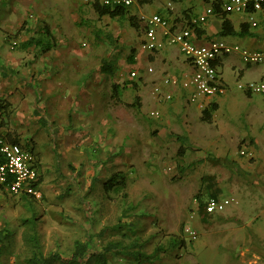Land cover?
<instances>
[{"label": "rangeland", "instance_id": "1", "mask_svg": "<svg viewBox=\"0 0 264 264\" xmlns=\"http://www.w3.org/2000/svg\"><path fill=\"white\" fill-rule=\"evenodd\" d=\"M167 1L139 0L131 14L138 15L134 9L144 6L153 14ZM92 2H0L2 17L8 8L14 10V21L27 18L26 23L36 28L49 20L58 40L57 48L41 60L40 82L18 106L0 114L1 133H12L23 144L35 143L43 176L42 197L32 205L0 193V230L11 233L0 264H22L31 255L25 242L30 225L25 221L34 217L43 252H58L64 259L71 257L76 241L97 235L121 217L125 223H136L143 251L152 254L162 248L150 264H239L240 241L264 248L263 97H248L238 83L231 84L224 97L227 107L211 125L204 124L207 140L187 144L186 155L180 158V143L165 124L170 114L155 107L152 90L159 80H149L157 73H166L165 77L168 71L151 64L153 72L147 66L132 81L130 74L137 66L128 57L132 48H140L143 34L127 20L100 18ZM136 17L142 28V18ZM106 63L118 69L115 75L103 73ZM228 64L225 60V78L232 77ZM124 80L136 83L137 89L130 86L117 103L111 88ZM137 95L142 108H128ZM153 111L160 113L159 118H152ZM244 148L253 152L252 158L240 156ZM118 171L128 175L125 202L114 194L107 199L103 191L105 181ZM212 188L220 198L235 199L226 210L234 211L229 212L231 218L221 214L222 221L213 224L211 234L195 228L197 241L189 243L185 237V248H172L171 241L181 239L183 226L195 222L191 216L198 197L206 201ZM92 240L93 251L101 248V240Z\"/></svg>", "mask_w": 264, "mask_h": 264}, {"label": "crops", "instance_id": "2", "mask_svg": "<svg viewBox=\"0 0 264 264\" xmlns=\"http://www.w3.org/2000/svg\"><path fill=\"white\" fill-rule=\"evenodd\" d=\"M4 1L6 0H0V2ZM138 1L139 0L135 2L134 6L138 5ZM147 1L148 4L153 2V0ZM219 1L224 2L227 0H209V3H206L205 0H168L167 4L164 7H162L163 5L161 4V6H159L157 9L158 12H155L153 14H149V12L145 10L146 6H144L143 8H135L134 11L138 12L140 18L160 15L172 21L174 25H179L180 23L185 24L186 18L196 17L203 14L205 10L213 4V2ZM169 4L172 5V10L169 9ZM2 9L0 10V104L1 102L6 101V104L8 105L6 108L11 107V109H14L16 106H18V103L21 101L22 96H24L25 93H29L30 88L32 87L34 89L40 82L41 60L44 59L43 56L45 55L41 56L40 52L36 53L34 49H19L20 41L22 42L23 40H27L29 37L23 36L20 39H16V41H10L9 35L16 33L17 29L26 22L27 18L20 20V22L18 19L14 21L11 14L14 10L10 11L8 8L5 10L6 16L2 17L3 13L1 12L4 11ZM225 20L231 22L236 35L226 37L220 36ZM9 23L13 24L11 28L8 27ZM47 23L51 24L52 22L47 20ZM141 29L143 34V42L145 38L144 25ZM199 30L202 32V34L201 36H199L196 32L197 37L195 40L196 44L198 45H203L215 40H221L231 45H238L242 49L264 53L263 20L260 22L258 27L253 28L248 23L247 16L245 14H228L224 16L223 13L216 12V14L210 17L205 24L199 26ZM159 38L163 42H167V38L161 35V33L159 34ZM12 44L16 47H13ZM53 51L54 50L48 52L46 56L51 55ZM136 60L137 74H139V70L141 71L147 66L149 70L151 68V64V66H154L155 68H157V70L160 69L161 72L168 71V75H166L165 77L163 75L166 73H161L160 76L159 73H157L155 77H152L149 80H159L157 85H154V89L156 87H162V91L165 94H171L173 97L171 101L158 100L153 94L154 89L152 90V94L156 100L155 102L158 103L155 106L158 107L156 109H159L162 112H169L170 114L169 119H167L165 124H167L168 127L170 126L172 128V132H174L175 135L182 136V131L184 133V136L189 139V143H191L192 145L193 142L197 139L204 138L205 140H207V137H209L208 128L205 127L204 124L208 123L202 121L204 110H200L196 104H192L189 102V95L191 91L185 90L182 87L163 85L164 79L167 77L183 79L186 76H190L193 72L192 66L183 56L180 48L178 46H173L165 43L164 48L150 53L143 51L140 46V48L138 49ZM225 60H228L229 64L227 70L232 77L225 78ZM44 63V66H50V64H46L45 61ZM217 66L220 76L223 79L228 91L230 90L231 84L233 85L239 82H259L264 80V67H262L264 65L261 66V64H246L243 61L241 54L239 53L224 56L217 62ZM145 76H147L146 72ZM231 78L233 79L230 81ZM244 94L248 97L253 96L248 93ZM225 95L206 100V109L208 107H211L213 104H216L218 106V110L214 114L213 121H215L218 114H221L222 111L227 107V101L224 98ZM176 121L182 122L183 126L180 128L179 124H176ZM167 125H163L164 127H162V131H166ZM177 128H180L181 131H177ZM195 212L196 215L194 219L196 220L193 223L194 228H199L200 230L204 229L208 234H211L210 228L217 220L222 221V217H220L221 214H225L223 216L226 217L227 220L231 218L229 217L231 216L229 212L234 213V211H225L224 213L211 215L207 213L201 214L200 212H198V210H195ZM240 213L242 215L246 214L243 211H241ZM239 243H241L239 248V264H264V248L261 249L260 247H255L254 245H250L248 242L246 244H243L242 241H240ZM206 247V245H203L201 248ZM197 248L200 249V246Z\"/></svg>", "mask_w": 264, "mask_h": 264}, {"label": "built area", "instance_id": "3", "mask_svg": "<svg viewBox=\"0 0 264 264\" xmlns=\"http://www.w3.org/2000/svg\"><path fill=\"white\" fill-rule=\"evenodd\" d=\"M137 0H103L105 5L132 6ZM169 4L170 10L173 8ZM221 12L227 14H245L248 23L256 28L264 21V0H227L221 3ZM216 14L214 6L210 5L203 14L185 19V24L174 25L172 21L160 15L142 17L144 25V40L141 49L146 52H155L164 48L165 43L178 46L186 60L193 68L190 76L183 79L167 77L164 86L182 87L191 91L189 102L196 104L200 110L206 109V100L221 97L227 93V87L220 76L217 62L224 56L239 53L243 61L249 65L264 63V53L242 49L238 45H231L225 41L215 40L209 43L196 44V29L205 24L208 19ZM166 37L167 42L159 38V34ZM153 72V69H149ZM132 78L137 77L136 71L131 73ZM238 89L251 95L264 97V80L259 82H239ZM155 98L162 101H171L172 95L165 94L162 87H156L153 91ZM154 118H159L160 113H151ZM0 156L5 162L0 165V184H6L11 192L16 195L27 194L40 199L41 190L37 183L39 180L38 163L36 156L18 144L8 143L0 138ZM243 158H252L253 152L244 148L240 151ZM11 179V182L9 180ZM233 198H208L206 201L207 214L224 213L235 204ZM197 203V202H196ZM193 212L191 219H194ZM185 237L189 243L197 241L199 235L192 222L185 227ZM186 241V240H185Z\"/></svg>", "mask_w": 264, "mask_h": 264}, {"label": "trees", "instance_id": "4", "mask_svg": "<svg viewBox=\"0 0 264 264\" xmlns=\"http://www.w3.org/2000/svg\"><path fill=\"white\" fill-rule=\"evenodd\" d=\"M205 1L206 3H209V0ZM221 3L222 2L220 1L213 2L212 6H214L216 12H221ZM91 5L94 12L100 18L109 17L111 19L127 20L133 29H135L137 32L141 31L142 33L138 18L131 14V8L134 5L130 7L125 5H105L103 4V0H93ZM223 15L226 16L228 14L223 13ZM35 23L39 22L37 21ZM37 27L38 28L33 27V25L25 22L17 29L16 33L9 35V39L12 41H16V39H20L23 36L29 37L27 40H23L22 42L20 41L19 49H34L37 52H40L42 56L47 54L48 52H51L52 50H55L58 46V40L52 25L47 22H40ZM196 32L199 36H201L202 32L199 30V27L196 29ZM234 35H236V32L234 31L231 22L225 20L220 36L226 37ZM137 54L138 49L132 48L128 57V62L133 66L137 65ZM103 66V73L105 74L112 76L116 74V71H118V69H115L112 64L106 63ZM130 78L132 79V81L135 80V78H132V76ZM132 81L124 80L122 84H113L111 88V98L117 103H121L122 94L125 90L130 88V86L137 89L136 83H133ZM141 100V97L137 95L134 102L131 104H126V106L128 108L141 109ZM7 106V104L5 106L0 104V113L2 115L5 113L4 109H6ZM217 110L218 106L216 104H213L211 107L205 109L203 111L202 121L208 124H212L214 114ZM171 136L180 143L177 155L183 159L187 152L186 145L189 144V139L185 136L175 134H171ZM0 138L6 140L8 143L21 145L36 156L39 172V180L37 185L41 190L43 184V176L40 170L41 162L36 151L35 143H33V141H29L27 144H23L21 142V138L13 135L12 133L0 132ZM4 162L5 159L0 156V165ZM9 182H11V179L9 180ZM127 187L128 175L123 173L122 171H118L113 173L109 177V179L105 181V183L103 184V191L107 199L111 198V194H114L119 195L122 198L121 200L125 202L126 198L128 197L125 193ZM213 189L214 188H212L210 191L211 195L209 196V198L214 197L220 199L219 194L213 192ZM0 193L22 199L29 205H32V203L36 200V198L28 196L27 194L19 196L14 195L6 184H0ZM206 201L202 197H198V207L196 209H193V211L195 212V210H198V212H200L201 214L207 213ZM189 222H187L182 228L181 239H173L171 241L172 248H177L178 246L181 249L185 248V227ZM25 224L30 225V233H28L25 237V242L26 247L30 249L31 255L22 264H150L158 257V252L162 251V248L157 249L152 254L143 251V245L139 237H137V234L140 231L139 229H137L135 225L136 223H125L124 219L120 217L115 225L103 228L97 235L94 236L90 234L85 240L76 241L71 257L69 259H64L58 252H53L48 255L43 252L40 235L37 229L38 222L36 221L35 217L30 220H26ZM108 232H110L111 234H109ZM118 236L119 238L117 239ZM94 238L101 240L102 245L101 248L93 251L92 239ZM10 239L11 233L8 229L0 230V261L4 254V251L10 244Z\"/></svg>", "mask_w": 264, "mask_h": 264}]
</instances>
